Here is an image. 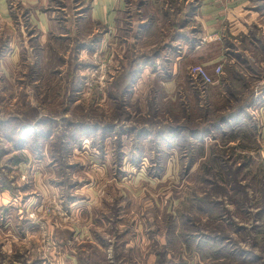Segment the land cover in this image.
<instances>
[{
    "label": "rangeland",
    "instance_id": "rangeland-1",
    "mask_svg": "<svg viewBox=\"0 0 264 264\" xmlns=\"http://www.w3.org/2000/svg\"><path fill=\"white\" fill-rule=\"evenodd\" d=\"M100 1L0 0V264H264V0Z\"/></svg>",
    "mask_w": 264,
    "mask_h": 264
},
{
    "label": "built area",
    "instance_id": "built-area-1",
    "mask_svg": "<svg viewBox=\"0 0 264 264\" xmlns=\"http://www.w3.org/2000/svg\"><path fill=\"white\" fill-rule=\"evenodd\" d=\"M216 75L220 76L223 73L222 66H217L215 68ZM191 74L198 79L203 86L206 88L209 85H213L215 82L213 80V77L210 75V73L206 70L205 67L201 65L193 66L191 68Z\"/></svg>",
    "mask_w": 264,
    "mask_h": 264
},
{
    "label": "trees",
    "instance_id": "trees-1",
    "mask_svg": "<svg viewBox=\"0 0 264 264\" xmlns=\"http://www.w3.org/2000/svg\"><path fill=\"white\" fill-rule=\"evenodd\" d=\"M246 107H247V108L240 107V108L238 109V111L235 112V115H234V116H233V115H228L227 117L222 118L221 121H220L219 123L216 124V127H219L220 124H224V123H226L227 121H230V120H233V119L236 120V118H239V119H240L241 117H243V116L245 115V114L243 113L244 110H245V109L248 110V108H250L251 105L248 104ZM233 117H235V118H233Z\"/></svg>",
    "mask_w": 264,
    "mask_h": 264
},
{
    "label": "crops",
    "instance_id": "crops-1",
    "mask_svg": "<svg viewBox=\"0 0 264 264\" xmlns=\"http://www.w3.org/2000/svg\"><path fill=\"white\" fill-rule=\"evenodd\" d=\"M104 1L106 2L105 5H104L105 8L111 6V4H108V2H107L108 0H107V1L104 0ZM100 3H102V5H103V0H102V2L100 1ZM109 9H110V8H109ZM109 9H108V10H109ZM203 14H205V13L203 12ZM44 29H45V28H44ZM15 43H16V42L14 41V44L12 43V46H11V47L14 48L15 51H16V50H18L17 48H19V45H18V44L15 45ZM24 47H25V46H24ZM15 51H14V52H15ZM14 54H17V53L15 52ZM220 60H221V59H220ZM209 64H210V63H208L207 65H209Z\"/></svg>",
    "mask_w": 264,
    "mask_h": 264
}]
</instances>
